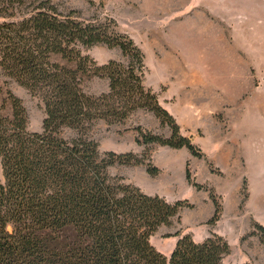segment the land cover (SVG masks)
<instances>
[{
    "label": "trees",
    "instance_id": "16d2710c",
    "mask_svg": "<svg viewBox=\"0 0 264 264\" xmlns=\"http://www.w3.org/2000/svg\"><path fill=\"white\" fill-rule=\"evenodd\" d=\"M0 20V72L38 96L46 114L43 131H30L22 99L0 84V264H224L231 246L218 234L203 242L184 234L170 258L160 252L152 236L193 205L149 194L113 175L115 165H144L154 177L161 170L146 155L102 152L90 137L100 121L124 124L145 110L171 135L137 127L139 144L202 156L145 85L146 56L135 41L114 20H85L53 0H0ZM98 44L119 48L125 61L99 64L85 53ZM94 77L107 79L109 90L86 93L83 84ZM65 128L77 136L63 138ZM186 176L194 184L189 166ZM211 197L213 225L223 208L213 190ZM253 227L251 234L264 243V225Z\"/></svg>",
    "mask_w": 264,
    "mask_h": 264
},
{
    "label": "rangeland",
    "instance_id": "374dc122",
    "mask_svg": "<svg viewBox=\"0 0 264 264\" xmlns=\"http://www.w3.org/2000/svg\"><path fill=\"white\" fill-rule=\"evenodd\" d=\"M61 10L80 11L85 20H114L146 56L145 85L176 118L181 134L202 152L137 142V127L169 137L151 112L139 110L124 124L100 121L90 137L102 152L146 155L161 170L151 176L146 166L115 165L113 175L141 185L149 194L171 202L188 200L170 226L161 227L152 244L168 258L178 239L191 234L203 242L215 234L231 246L224 264H264V243L252 235L264 225V0H53ZM2 20H0L1 22ZM99 64L125 61L119 48L98 44L85 51ZM0 84L20 97L29 114V130L43 131L41 99L0 72ZM84 90L100 95L109 81L85 80ZM62 137L77 134L65 128ZM194 184L186 176L187 167ZM0 178L4 181L0 162ZM211 190L222 205L216 224ZM10 232L12 226L8 227Z\"/></svg>",
    "mask_w": 264,
    "mask_h": 264
},
{
    "label": "crops",
    "instance_id": "0c3cea01",
    "mask_svg": "<svg viewBox=\"0 0 264 264\" xmlns=\"http://www.w3.org/2000/svg\"><path fill=\"white\" fill-rule=\"evenodd\" d=\"M138 185V184H137ZM138 186H140L141 188H143L141 185H138ZM146 192V191H145ZM148 193V192H147Z\"/></svg>",
    "mask_w": 264,
    "mask_h": 264
}]
</instances>
